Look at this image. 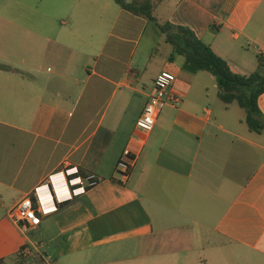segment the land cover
Returning <instances> with one entry per match:
<instances>
[{
    "label": "crops",
    "instance_id": "0c3cea01",
    "mask_svg": "<svg viewBox=\"0 0 264 264\" xmlns=\"http://www.w3.org/2000/svg\"><path fill=\"white\" fill-rule=\"evenodd\" d=\"M81 1H65L61 26L77 4L95 2L103 34L90 61L68 40L85 34L27 27L20 13L0 10V261L264 264V130L228 116L232 103L218 98L214 77L169 61L168 44L139 47L150 25L160 32L152 22L112 0ZM154 17L191 29L236 74L250 75L264 56V0H163ZM162 70L175 75L168 95L181 100L144 132L136 120ZM257 104L264 116V92ZM124 150L126 179L117 165ZM69 169L99 182L68 197L63 176L49 177ZM47 183L39 196L49 212L21 232L10 212Z\"/></svg>",
    "mask_w": 264,
    "mask_h": 264
},
{
    "label": "trees",
    "instance_id": "16d2710c",
    "mask_svg": "<svg viewBox=\"0 0 264 264\" xmlns=\"http://www.w3.org/2000/svg\"><path fill=\"white\" fill-rule=\"evenodd\" d=\"M112 1L122 10L143 17L157 27L164 36L165 43L171 47L169 61H173L176 56H181L184 59L183 70L191 74L205 71L212 75L217 86L218 98L226 106L236 102L244 110L243 122L250 132L259 134L264 130V116L257 104L259 96L264 92V56L257 57V69L250 75L236 74L231 71L226 61L197 38L188 27L169 22L158 23L154 17V10L163 0ZM77 175L86 176L82 170H79ZM17 260L19 264L25 261L21 255H18ZM0 264H3L2 261Z\"/></svg>",
    "mask_w": 264,
    "mask_h": 264
},
{
    "label": "rangeland",
    "instance_id": "374dc122",
    "mask_svg": "<svg viewBox=\"0 0 264 264\" xmlns=\"http://www.w3.org/2000/svg\"><path fill=\"white\" fill-rule=\"evenodd\" d=\"M65 1L66 0H60L57 4H55L50 2L41 3L38 0H0V10L11 14L12 17L20 13L21 18L19 20L27 27L35 29L37 27H41L45 32L54 29L53 31L56 30L55 32L63 31L64 33H68L69 29H74L79 34H85L82 35L84 37L82 42L70 41V39L68 40L76 49L77 58L85 55L87 60L90 61L99 51L97 42H99V39L103 34V18L100 19L98 16L99 12L92 9L95 6V2L90 3L89 9L86 11L79 8L81 4H77V7H74V10L72 11L71 23L61 26V23H66L68 21L66 14L64 13L68 10V4ZM86 1L87 0H82L81 3H85ZM97 3L101 5V3L103 4V0H98ZM56 5H58L59 9H55ZM41 10L43 12L47 11L51 13L53 17L52 21L41 17L39 14ZM88 33H91L92 36L88 35ZM84 42L89 43L90 45L84 44ZM145 43H151L153 45L160 43L163 47L170 48L162 41L161 33L155 31L153 25H150V27L140 36L138 42L139 47ZM133 45L134 44H132V46ZM156 49L157 48L155 47L153 51L154 54H158ZM177 58L183 59L181 56H178ZM82 104H84V99L81 101V105ZM226 114L235 120L239 117L243 118L245 112L237 105L236 102H233L232 105L229 106V111Z\"/></svg>",
    "mask_w": 264,
    "mask_h": 264
},
{
    "label": "built area",
    "instance_id": "2783aa9c",
    "mask_svg": "<svg viewBox=\"0 0 264 264\" xmlns=\"http://www.w3.org/2000/svg\"><path fill=\"white\" fill-rule=\"evenodd\" d=\"M175 81V75L167 70H162L154 79L152 89L148 95V100L143 108L142 113L136 120V127L144 132H149L153 129L155 122L167 104L178 105L180 103V96L178 94L168 95V90ZM132 161L129 150H124L121 160L118 162V169L123 179H126L129 173V162ZM78 171L65 170L49 177V182L54 180V177L61 175L63 180L69 185L67 191L68 197L72 194L84 193L87 189L94 187L99 178L94 174H87L85 177L77 175ZM77 175L73 177V175ZM48 182V183H49ZM42 185L35 188L31 196L23 198L15 208L10 212L11 219L18 225L21 232L26 233L29 228L36 227L40 222V215L46 214L49 210L44 207L43 202L39 196V190L43 187L48 188L49 184ZM61 200L56 198V202ZM24 250V249H23ZM22 250V253H24Z\"/></svg>",
    "mask_w": 264,
    "mask_h": 264
},
{
    "label": "clouds",
    "instance_id": "9594fccd",
    "mask_svg": "<svg viewBox=\"0 0 264 264\" xmlns=\"http://www.w3.org/2000/svg\"><path fill=\"white\" fill-rule=\"evenodd\" d=\"M64 181V184H65V188L67 191H69V185L67 184V182L65 180ZM49 196H50V201L51 203L53 204L54 201L56 200L57 198V193H56V189L54 187H52V184L50 183V188H49Z\"/></svg>",
    "mask_w": 264,
    "mask_h": 264
}]
</instances>
